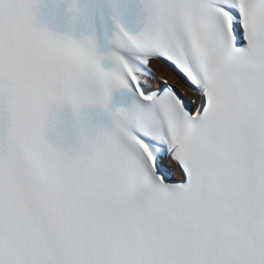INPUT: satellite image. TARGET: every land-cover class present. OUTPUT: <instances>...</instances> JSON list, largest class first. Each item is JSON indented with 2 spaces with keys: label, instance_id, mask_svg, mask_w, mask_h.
I'll return each mask as SVG.
<instances>
[{
  "label": "snow or ice",
  "instance_id": "snow-or-ice-1",
  "mask_svg": "<svg viewBox=\"0 0 264 264\" xmlns=\"http://www.w3.org/2000/svg\"><path fill=\"white\" fill-rule=\"evenodd\" d=\"M0 264H264V0H0Z\"/></svg>",
  "mask_w": 264,
  "mask_h": 264
},
{
  "label": "bare ground",
  "instance_id": "bare-ground-1",
  "mask_svg": "<svg viewBox=\"0 0 264 264\" xmlns=\"http://www.w3.org/2000/svg\"><path fill=\"white\" fill-rule=\"evenodd\" d=\"M161 71L168 75L170 82L176 83L175 79L172 77V74L166 68H161Z\"/></svg>",
  "mask_w": 264,
  "mask_h": 264
}]
</instances>
